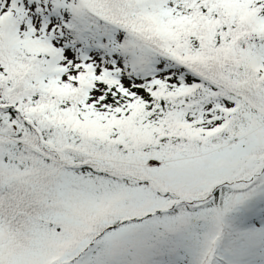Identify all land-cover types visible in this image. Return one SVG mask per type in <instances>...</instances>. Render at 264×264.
I'll return each instance as SVG.
<instances>
[{
	"label": "snow or ice",
	"instance_id": "6c2138e0",
	"mask_svg": "<svg viewBox=\"0 0 264 264\" xmlns=\"http://www.w3.org/2000/svg\"><path fill=\"white\" fill-rule=\"evenodd\" d=\"M0 264H264V0H0Z\"/></svg>",
	"mask_w": 264,
	"mask_h": 264
}]
</instances>
